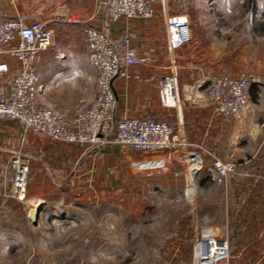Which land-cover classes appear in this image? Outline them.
I'll list each match as a JSON object with an SVG mask.
<instances>
[{
    "label": "crops",
    "instance_id": "obj_1",
    "mask_svg": "<svg viewBox=\"0 0 264 264\" xmlns=\"http://www.w3.org/2000/svg\"><path fill=\"white\" fill-rule=\"evenodd\" d=\"M106 1L0 0V16L41 20L54 30L53 44L40 52L37 63L42 85L39 103L53 109L73 128L79 111L95 101L98 72L86 56L83 31L86 23L104 31L119 53L124 54L127 47L136 49L145 61L131 65L129 72L138 77H119L113 83L117 96L116 120L152 117L166 119L177 127L204 160L197 188L194 189L195 182L189 177L186 196L177 197L186 201L189 220L194 225L227 220L228 264H264V67L248 69L250 98L243 117L219 114L207 98L205 87L214 76L246 69L241 59L237 55L230 58L225 51L213 52L211 46H201V35L196 29L189 43L171 52L163 0H152L156 9L152 19L123 18L118 22L110 21ZM0 62L9 66L8 72L0 77V99H8L14 91L18 60L0 52ZM175 72L181 109L164 106L160 100L164 76ZM17 149L28 152L30 157L37 156L38 160H50L60 168L78 163L85 155L82 147L25 131L14 119L0 121V159ZM215 157L239 164L225 182H219L211 172ZM147 165L154 167L155 163ZM244 171L249 174H243ZM58 181L56 177L40 187L48 185L52 193L61 187ZM35 195L34 203L57 204L53 202L54 196L40 192ZM68 204L64 203V207ZM43 214L41 209L38 218ZM188 250L192 255L193 243H189ZM174 264L183 263L176 259Z\"/></svg>",
    "mask_w": 264,
    "mask_h": 264
},
{
    "label": "rangeland",
    "instance_id": "obj_2",
    "mask_svg": "<svg viewBox=\"0 0 264 264\" xmlns=\"http://www.w3.org/2000/svg\"><path fill=\"white\" fill-rule=\"evenodd\" d=\"M168 6L173 14L188 15L201 46L237 55L246 68L241 71L264 67V0H168ZM115 145L82 147L83 158L64 168L24 150L3 155L0 264H174L176 259L193 264L189 243L194 250L198 227L206 223L194 225L186 201L177 199L186 196L183 164L171 161L152 170L137 161L139 151ZM17 155L28 168L21 198L13 192ZM56 177L59 190L40 187ZM37 192L57 203L40 202L41 218L33 215ZM49 212L52 216H46Z\"/></svg>",
    "mask_w": 264,
    "mask_h": 264
},
{
    "label": "built area",
    "instance_id": "obj_3",
    "mask_svg": "<svg viewBox=\"0 0 264 264\" xmlns=\"http://www.w3.org/2000/svg\"><path fill=\"white\" fill-rule=\"evenodd\" d=\"M163 1L169 48L174 52L192 40L190 21L187 14L171 13L168 0ZM106 7L112 22L123 18L149 20L156 15L152 0H107ZM83 31L87 59L98 72L99 90L95 101L79 111L76 124L71 128L53 109L41 105L38 98L42 88L37 70L39 54L53 44L54 30L41 20L27 21L21 17L0 16V52H6L18 60L14 91L10 98L0 99V121L14 119L35 133L80 147L112 143L124 149L139 151L141 157L137 161L155 163L152 170L163 169L167 163L177 161L185 168L187 182L189 177L196 182L204 166L203 156L192 148V144L177 127L166 119L115 118L117 96L114 80L119 77L137 78L138 75L129 72V67L143 63L144 58L132 47H127L124 54L119 53L107 34L91 23H86ZM8 70V63L0 62V77ZM249 88V74L238 71L236 74L225 73L212 77L205 87V94L214 103L217 113L240 119L249 102ZM160 100L164 106L181 109L176 74L164 76ZM14 164L13 192L21 198L26 193L28 168L19 155L15 156ZM238 165L231 159L215 157L211 172L219 182H225L231 173L237 171ZM147 169H151V166H146ZM243 174L249 173L244 171ZM198 229L194 240L193 264H228L229 222H210Z\"/></svg>",
    "mask_w": 264,
    "mask_h": 264
},
{
    "label": "bare ground",
    "instance_id": "obj_4",
    "mask_svg": "<svg viewBox=\"0 0 264 264\" xmlns=\"http://www.w3.org/2000/svg\"><path fill=\"white\" fill-rule=\"evenodd\" d=\"M174 93H175V96H177V90L176 89H175V92ZM175 98H177V97H175ZM174 100H176V99H174ZM40 205L41 204L39 202L38 203H35L34 213H33L34 217L36 216V213H37L36 210H37L38 207H40Z\"/></svg>",
    "mask_w": 264,
    "mask_h": 264
},
{
    "label": "water",
    "instance_id": "obj_5",
    "mask_svg": "<svg viewBox=\"0 0 264 264\" xmlns=\"http://www.w3.org/2000/svg\"><path fill=\"white\" fill-rule=\"evenodd\" d=\"M39 210H40V207H39V209H38V211H37V213H36V218H37V216H38V214H39V212H40Z\"/></svg>",
    "mask_w": 264,
    "mask_h": 264
}]
</instances>
